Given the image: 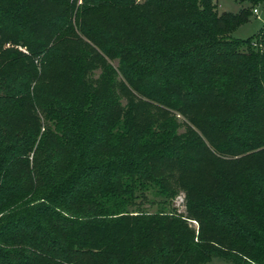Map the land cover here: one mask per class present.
Here are the masks:
<instances>
[{"label": "trees", "instance_id": "trees-1", "mask_svg": "<svg viewBox=\"0 0 264 264\" xmlns=\"http://www.w3.org/2000/svg\"><path fill=\"white\" fill-rule=\"evenodd\" d=\"M234 1L242 5L238 13L219 15L214 0H83L80 20L91 18L97 27L88 31L80 26L78 34L70 0L63 3L67 13L62 18L52 1L0 0V76L11 74L25 59L15 47L20 41L12 38L2 19L5 14L21 30L34 33L36 45L24 44L34 55L47 48H58L61 54L53 59L61 69L51 71L45 83L52 97L46 115L55 128L42 134L32 169L29 155L40 123L28 105L13 104L28 127L17 128L23 133L17 141L23 144L10 152L6 175L0 171V264H73L63 255L75 253L89 255L96 264H110L112 256L132 264L137 252L152 249L160 257L157 264H209L214 258L264 264V120L256 119L253 131L231 132L233 148L219 145L209 131L210 125L217 128L213 108L227 112L229 126L237 125L248 101L264 114V28L256 36L263 48L257 52L252 50L253 37L230 38L264 0ZM80 35L111 60H121L119 71L136 91L139 79L152 77L157 64L167 65L169 98L160 102L194 123L215 149L211 175L189 168L180 172L185 212L174 206L170 213L120 212L134 193L129 178L140 174L151 179L156 163L147 155L157 153L153 123L158 121L150 114L148 121H140L142 103L130 96L128 85L109 84L106 59ZM161 45L174 47L167 62L162 61ZM245 46L248 53L241 51ZM143 58L147 65L140 62ZM98 69L102 74L94 80ZM116 88L129 95L121 120ZM34 90L36 99L46 93ZM154 97L152 93L149 98ZM10 167L15 169L12 178ZM19 180L22 184L15 185ZM33 201L38 202L33 208L24 205ZM96 203H103L106 213H120H68L73 206L83 210ZM39 206L44 213H37ZM23 207L28 215L21 213Z\"/></svg>", "mask_w": 264, "mask_h": 264}, {"label": "rangeland", "instance_id": "rangeland-1", "mask_svg": "<svg viewBox=\"0 0 264 264\" xmlns=\"http://www.w3.org/2000/svg\"><path fill=\"white\" fill-rule=\"evenodd\" d=\"M44 1L45 0H41L42 3H45ZM50 1H52V3L56 6L54 7V10L56 15L59 16L58 18H62L64 13H67L63 10V3H65L66 0ZM50 1L47 0L49 3ZM73 2L75 3V10L72 13V25L74 27V31L80 34V26H83L88 31L96 29L97 25L92 23L93 21L91 18H84L80 20V17L78 16L79 6L83 4V0H70L72 5H74ZM214 2L217 4V11L219 15L227 12L238 13L242 8V5L234 0H214ZM0 6H3L1 2ZM244 7L247 6L245 5ZM255 9H258V13H253L249 18V21L238 27L231 34L230 38L248 39L253 37L251 38L252 50L257 52L259 48L263 49L260 44L257 45L258 40L256 36L264 28V3L258 4ZM2 19L5 22L7 21L10 27V32L13 34L12 38L16 41H20L19 45H16L15 47L25 55V59L20 67L9 75L0 76V125H8L6 130L0 129V171L2 174L5 173L6 175L5 170L8 168V162L10 161V152L13 154V148L16 144H23V140L17 141L18 135L23 134L18 133L17 128L25 130L28 127L24 119L25 115L14 110V103L28 105L29 109H33V112L35 113L34 115H36V119L38 118L40 123V135L37 139L35 148L29 155L31 169L34 162L35 150L42 134L45 132L46 128L49 130H54L55 128V123L46 115L48 110V99H51L52 97L48 94L49 89L45 86V83L46 77L51 74V71H59L61 69L55 67L57 64H53L55 63V61L53 62V59H57V56H60L61 54H58V48H53L52 50L47 48V50L41 54L34 55L33 52L30 51L26 45H24L29 42H31L30 45L32 47L36 45L34 33L28 29L26 31L21 30L20 27L16 26V22L13 20L12 15L5 14L2 16ZM80 36L85 43H88L94 49L98 50V48H96L97 46H95L91 40L82 35ZM7 47H10V44L7 45ZM159 49L162 51V61L167 62L174 47L161 45ZM241 51L248 53L249 47L245 46L241 49ZM98 52H100L104 59H106V64L108 65L107 68H110L109 73L111 72V77L108 78L109 84L123 83L126 84V86L128 85L127 87L130 90V96L137 98L142 103V108H139L140 121H148L149 114L151 118L153 116L154 119L157 118L158 121L157 123H153L155 133L158 135L154 138L157 153L153 155V157L150 154L147 155L150 157L149 159H152V163H156L155 169L153 170V173H151V179L146 176H141L140 174L135 176V178H129L128 182L132 183L134 193L130 195L131 199L128 203V207L120 212L170 213L172 206L178 209L179 212H185L184 194L180 190L179 183L180 172L181 170L188 171L189 168L190 171L196 170L204 177L211 175L214 172L211 163V159L215 155L213 143L210 142L206 134H204L194 123H191L182 114L167 108L160 102V99L164 96L169 98L167 84L170 82V73L166 70L167 65L165 67V63L162 62L163 64H157V72L155 69L156 73L152 74V77L139 79L137 81L139 89L136 91L135 89H132L119 71L120 65L122 66V61L119 59L111 60L105 56L102 51L98 50ZM158 56H160V54H158ZM128 60L129 59H127V61ZM140 62L145 65L149 63L146 62L144 58L141 59ZM59 66L62 67L61 65ZM101 74V69L94 70V80L98 79ZM32 77L35 78L32 79ZM35 87L39 89H46V93H43L38 99H36L34 94ZM66 89L67 88L64 87V90ZM68 89H70V87ZM142 91L143 93H141ZM115 93L118 97V102L116 103L118 105L117 117L121 120V111L125 107L129 95H124L119 88L115 89ZM152 93L155 94V97L152 98L153 100L149 98ZM199 101L200 100L197 99L196 102H193V107L196 108L199 106ZM248 105L249 106H245L244 109L242 108L243 111L237 115V118L240 117L239 121L237 120V125L231 123V126L228 124L229 121L227 119L230 116L227 112L225 110L218 112L216 111L217 108H213L211 118L216 121L217 128L212 129L210 125L209 131L210 134L213 135V139L217 141L219 145L227 148L235 147L236 142L233 139H230L231 137L237 134L246 133L250 130L253 131L256 119H258V121L264 120V114H261L262 112L256 110L258 109L257 104L255 105L254 102H252L250 105L248 101ZM220 109H222V107ZM231 132L234 135H232ZM222 135H225V137ZM129 144H132V142ZM140 144L141 140H138L136 145L139 146ZM233 159L236 158L234 157ZM14 170L15 169L13 167L8 169L7 174L9 178H12L15 174L13 173ZM1 176L3 177L4 175ZM22 182L23 180L16 181L15 185L22 184ZM8 184L12 185L11 182H8ZM37 203V201H33L30 204L26 203L24 205L33 208L32 206ZM103 206V203H96L91 206H84L85 209L83 210L78 209V207L76 208V206L71 207V212L59 210L62 212H68L70 215H78L82 217L98 214H108L110 216L120 213L119 211H109L106 213ZM43 208V206H39L37 209L39 212L37 213H44L43 210L45 209ZM21 213L28 215V210L23 207ZM3 215L4 214H1L0 218ZM38 217L40 216L34 215L33 218L43 223L44 220L42 218L39 219ZM55 241H57V239H55ZM60 246L61 243L58 241L56 247L61 249ZM63 256L70 260L73 264H96L87 254L75 253ZM109 261L110 264H122L119 258L115 256L109 257ZM159 261V254L152 249L137 252L134 256L132 264H157ZM209 264L231 263L225 262L219 258H214Z\"/></svg>", "mask_w": 264, "mask_h": 264}, {"label": "built area", "instance_id": "built-area-1", "mask_svg": "<svg viewBox=\"0 0 264 264\" xmlns=\"http://www.w3.org/2000/svg\"><path fill=\"white\" fill-rule=\"evenodd\" d=\"M254 13L257 14V13H258V9H255V10H254Z\"/></svg>", "mask_w": 264, "mask_h": 264}]
</instances>
